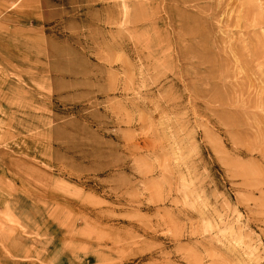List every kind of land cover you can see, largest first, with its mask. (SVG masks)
Masks as SVG:
<instances>
[{
  "label": "rangeland",
  "instance_id": "1",
  "mask_svg": "<svg viewBox=\"0 0 264 264\" xmlns=\"http://www.w3.org/2000/svg\"><path fill=\"white\" fill-rule=\"evenodd\" d=\"M0 264H264V0H0Z\"/></svg>",
  "mask_w": 264,
  "mask_h": 264
}]
</instances>
